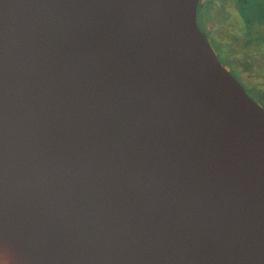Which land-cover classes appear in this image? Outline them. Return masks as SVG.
Returning <instances> with one entry per match:
<instances>
[{
    "label": "water",
    "instance_id": "water-1",
    "mask_svg": "<svg viewBox=\"0 0 264 264\" xmlns=\"http://www.w3.org/2000/svg\"><path fill=\"white\" fill-rule=\"evenodd\" d=\"M200 0H0V264H264V107Z\"/></svg>",
    "mask_w": 264,
    "mask_h": 264
},
{
    "label": "rangeland",
    "instance_id": "rangeland-1",
    "mask_svg": "<svg viewBox=\"0 0 264 264\" xmlns=\"http://www.w3.org/2000/svg\"><path fill=\"white\" fill-rule=\"evenodd\" d=\"M210 1L209 6L201 10V22L203 25L207 23L211 28L209 34L216 53L222 63L243 83L248 93L258 101H263L260 98L264 96V45L247 49L230 45V36L233 33L240 35L242 25L239 20L244 13H239L231 0ZM225 13L228 14L227 23L221 21V16ZM238 26L240 30L236 29Z\"/></svg>",
    "mask_w": 264,
    "mask_h": 264
},
{
    "label": "flooded vegetation",
    "instance_id": "flooded-vegetation-1",
    "mask_svg": "<svg viewBox=\"0 0 264 264\" xmlns=\"http://www.w3.org/2000/svg\"><path fill=\"white\" fill-rule=\"evenodd\" d=\"M210 3H211L210 0H200L199 7H198V24H199L201 30L207 36L210 44L212 45L211 39H210V34H209V31H211V28L207 23H205L203 25V23L201 22V13H202L201 10H202V8L209 6ZM231 3L233 5V7L239 13L243 12L244 14H242L243 16H242L241 20H239V23L242 25L240 35L238 36L235 33H233L230 36V38L228 39V42L230 43V45H233V47H237V48H241V49H247V48H251V47H259V46L264 45V0H231ZM221 21L225 22V23L228 22V14L227 13H225L223 16H221ZM200 22H201V24H200ZM236 29L240 30V27L238 26V27H236ZM212 47H213V45H212ZM217 56H218V54H217ZM218 58H219V56H218ZM220 61H221V59H220ZM260 99H262L264 101V96ZM255 100L258 101L257 99H255ZM263 101L259 100L258 102L264 107Z\"/></svg>",
    "mask_w": 264,
    "mask_h": 264
},
{
    "label": "bare ground",
    "instance_id": "bare-ground-1",
    "mask_svg": "<svg viewBox=\"0 0 264 264\" xmlns=\"http://www.w3.org/2000/svg\"><path fill=\"white\" fill-rule=\"evenodd\" d=\"M200 24H201V22H200Z\"/></svg>",
    "mask_w": 264,
    "mask_h": 264
}]
</instances>
